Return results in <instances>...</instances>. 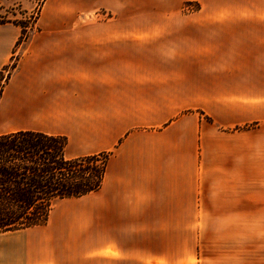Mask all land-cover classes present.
<instances>
[{
    "label": "crops",
    "instance_id": "1",
    "mask_svg": "<svg viewBox=\"0 0 264 264\" xmlns=\"http://www.w3.org/2000/svg\"><path fill=\"white\" fill-rule=\"evenodd\" d=\"M184 1L80 23L108 1L47 0L45 26L17 48L20 28L0 25V73L16 61L0 91L14 128L0 134L108 155L97 191L13 232L26 236L13 264H179L198 229L220 264H264V0L189 13Z\"/></svg>",
    "mask_w": 264,
    "mask_h": 264
},
{
    "label": "trees",
    "instance_id": "2",
    "mask_svg": "<svg viewBox=\"0 0 264 264\" xmlns=\"http://www.w3.org/2000/svg\"><path fill=\"white\" fill-rule=\"evenodd\" d=\"M44 1V0H42ZM28 26L0 15V25ZM62 136L36 130L0 134V234L44 226L54 204L97 191L107 154L69 158Z\"/></svg>",
    "mask_w": 264,
    "mask_h": 264
},
{
    "label": "rangeland",
    "instance_id": "3",
    "mask_svg": "<svg viewBox=\"0 0 264 264\" xmlns=\"http://www.w3.org/2000/svg\"><path fill=\"white\" fill-rule=\"evenodd\" d=\"M47 0H0V15L6 16L12 21H19L28 26L27 38L25 41L16 44V48L26 42L28 38L39 31L45 26L44 19L46 17L45 2ZM97 1H108L107 6L104 8H95L92 11H78L76 13L77 19L80 23L82 22H100L106 20L117 11H130L136 15H140L143 12H159L163 11L162 0H97ZM203 0H191L184 1L181 5V11L184 13L195 12L200 10L201 3ZM215 2V0H213ZM218 5V4H217ZM213 6H216L213 4ZM17 58V57H16ZM16 61L12 56L11 64L6 66L0 73V91L3 85L6 83L9 75L12 72V68L15 66ZM11 69V70H10ZM14 126H10L5 122L0 121V133L7 130L13 129ZM65 202H56L52 207V210L58 209ZM30 233L29 230L21 232V234ZM21 234L9 233L0 234V240H3L6 247V257L9 262L13 264L15 258L10 254L13 245H17L23 242V238L26 236H18ZM204 229H198V245L196 257L193 255L192 258L182 259L179 264H220L219 254H211L212 245L209 244L210 250L206 251V244L204 243ZM214 247V246H213ZM219 251V249L217 248ZM209 253V256L206 253ZM215 252V251H212ZM218 255V256H217ZM172 264V262L170 263Z\"/></svg>",
    "mask_w": 264,
    "mask_h": 264
}]
</instances>
